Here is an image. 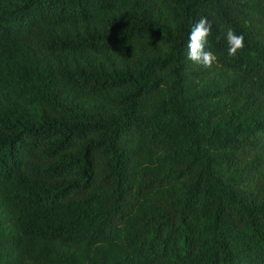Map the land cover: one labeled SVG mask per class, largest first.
<instances>
[{"label":"trees","instance_id":"obj_1","mask_svg":"<svg viewBox=\"0 0 264 264\" xmlns=\"http://www.w3.org/2000/svg\"><path fill=\"white\" fill-rule=\"evenodd\" d=\"M0 264H264V0H0Z\"/></svg>","mask_w":264,"mask_h":264},{"label":"clouds","instance_id":"obj_2","mask_svg":"<svg viewBox=\"0 0 264 264\" xmlns=\"http://www.w3.org/2000/svg\"><path fill=\"white\" fill-rule=\"evenodd\" d=\"M211 22L207 17H201L191 28L188 37V52L187 59L197 65H202L205 68H211L216 62L217 57L208 45V37L211 35ZM227 42V55L232 57L244 47L243 34H236L231 28H228L225 34Z\"/></svg>","mask_w":264,"mask_h":264}]
</instances>
